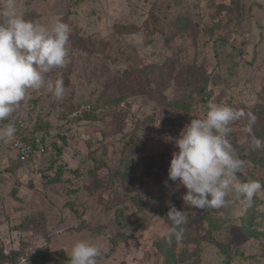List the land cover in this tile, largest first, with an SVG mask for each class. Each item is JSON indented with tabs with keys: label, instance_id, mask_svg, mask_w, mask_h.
I'll list each match as a JSON object with an SVG mask.
<instances>
[{
	"label": "rangeland",
	"instance_id": "rangeland-1",
	"mask_svg": "<svg viewBox=\"0 0 264 264\" xmlns=\"http://www.w3.org/2000/svg\"><path fill=\"white\" fill-rule=\"evenodd\" d=\"M17 6L26 20L68 23L71 34L66 65L49 73L51 79H63V97L56 99L44 88L29 90L20 107L0 121V128L12 124L16 129L12 138L0 140V244L5 254L21 250L19 264H68L73 245L84 240L101 248L99 264H167L158 245L171 227L160 212L176 193V208L186 211L187 221H195L191 242L178 240L176 250L178 259L185 250L193 256L177 264H264V191L255 197L249 232L242 217L255 201L230 194L228 203L215 210L224 222L213 236L226 254L208 242V226L199 220L208 208L185 205L186 188L177 187L168 173L181 130L191 119L204 118L209 102H226L245 113L228 133L245 162L239 178L264 184V165L250 158L264 159V146L254 143L264 141V0H17ZM167 63L173 78L163 89L145 72L125 78L126 72ZM204 84L208 103L198 90ZM120 87L128 94L121 108L110 103L121 94ZM82 103H90L103 119L76 125L68 117L61 121ZM178 103L189 104V112L177 109ZM120 109L124 119L110 114ZM249 112L257 117L251 128ZM40 117L56 125L46 138L49 150L20 162L12 147L19 132L31 131ZM59 134L67 136L66 143ZM53 142L63 148L60 156ZM129 161L140 178L133 191L113 176ZM60 166L61 180L49 182ZM136 194L143 199L142 210L132 200ZM118 207L127 216L119 219ZM120 231L128 240L119 237L112 252L111 239ZM197 248L202 252L194 256Z\"/></svg>",
	"mask_w": 264,
	"mask_h": 264
},
{
	"label": "clouds",
	"instance_id": "clouds-1",
	"mask_svg": "<svg viewBox=\"0 0 264 264\" xmlns=\"http://www.w3.org/2000/svg\"><path fill=\"white\" fill-rule=\"evenodd\" d=\"M70 34L68 23L58 20L47 25L26 20L17 0H3L0 6V121L9 118L20 107L29 90L44 88L56 99L63 97V79H51L49 73L66 65ZM207 107L206 116L191 119L175 140L178 151L172 154L169 180L178 181L177 187L186 188L182 200L192 208H222L228 203L230 194L251 203L254 196L264 191V184L258 180H240L238 174L245 162L228 139L229 125L245 113L226 102H209ZM91 110L90 103L79 104L68 120L75 124ZM247 119L251 128L257 117L249 112ZM15 131L14 125H5L0 128V140L12 138ZM26 143L33 148L31 155H42L47 151L39 139L35 147ZM254 143L258 148L264 146L260 139H254ZM39 145L44 152H39ZM12 148L16 152L15 147ZM167 216L176 228L187 222L186 211L175 206L169 209ZM100 255L101 248L96 244L77 241L71 250L70 264H97Z\"/></svg>",
	"mask_w": 264,
	"mask_h": 264
},
{
	"label": "trees",
	"instance_id": "trees-1",
	"mask_svg": "<svg viewBox=\"0 0 264 264\" xmlns=\"http://www.w3.org/2000/svg\"><path fill=\"white\" fill-rule=\"evenodd\" d=\"M27 19H30V17H26ZM134 30L132 28L129 29V32H133ZM170 65L167 63V65L165 66H152L150 67L148 70H133L131 72H126L125 73V78L126 79H131L134 76V73L137 72H145L148 73L149 75H151L153 77L152 83H154L159 89H163L164 86L166 85V83L168 82V84L171 82V79L173 78L172 76V72L171 69L169 68ZM192 71V70H191ZM168 77V79H167ZM199 79H201V75L198 76ZM119 81V80H118ZM206 81H204V83L206 84ZM120 82H123L122 79H120ZM205 84L199 87V93L202 95L203 101L205 102H209L210 100V96L209 93H207V88L205 86ZM122 85L124 86V84L122 83ZM124 88L120 87V95L110 99V103L113 104L112 106H120V108L122 107V104L124 101H127L126 98L128 97V94L123 92ZM124 94H123V93ZM135 93L137 94V92L135 91ZM177 109H182L185 112H189L190 109V105L186 104V103H178L176 105H174ZM75 109V108H74ZM74 109H70L68 112H66V114H64L61 117V121H65L67 120V117L69 119V114L71 112L74 111ZM49 114H51V111L48 112ZM124 112L121 111V109L119 111H114L110 114H113L115 117L119 118V119H124L125 114H123ZM103 118H100L98 116V113H96V111H88L84 114L83 118L77 119L75 124L80 123L84 120L86 121H99L102 120ZM67 122V121H66ZM56 129V125L54 124V122H52L51 120H45L43 117L38 118V120L35 122L34 127L31 129V131H27L26 133L24 132H19L21 133V136H19L20 138H18L21 141L24 142H30L34 147L37 145V140L39 139L41 143H43V146L45 147V150H49L48 146H47V141L46 138L49 137L51 135V132H53ZM19 131V130H18ZM59 138L63 139L64 142L66 143L68 138L65 134H59L58 135ZM17 139V140H18ZM133 139V138H131ZM130 143H133L132 140H130ZM133 145V144H132ZM130 145V146H132ZM53 148L58 150V155L60 156L63 152V148L59 146L58 142H53L52 143ZM129 146V143H128ZM132 148V147H130ZM18 155V154H17ZM19 156V155H18ZM17 156V158H18ZM255 164H261L264 165V159L263 157H250ZM56 163V160L53 162L52 166H50V168H54V165ZM135 164H133V162L129 161L128 165L123 168V169H118L114 172L113 176L115 177L116 180H119L121 183L126 184L127 189H133L135 188V186L137 185L136 182L140 179L136 176L135 174ZM90 170L91 172H95L96 170ZM57 175L55 178H47L49 182H54L57 183L58 181L61 180V176H63L64 173V168L63 167H59L57 169ZM140 176V175H139ZM133 191V190H132ZM178 196V195H177ZM176 196L174 198H172L171 200H169L167 202L166 208L165 210H168L172 207L175 206L177 207L178 202L180 201ZM256 196L253 197V201H255V203H252L251 206H249L248 210H246V214L242 217L243 219V228L245 231L249 232L250 231V227L251 224L253 223L254 218L256 217V203H258V199L255 198ZM132 200L134 201V203H136L138 209L142 210L144 209V202L142 197L139 194H136L134 196V198H132ZM178 200V201H177ZM161 211L160 212V217L168 222V224L171 227V232L169 233V235L163 240L165 242H161L158 245V249L159 251H161L164 255H165V259L167 260L166 263L167 264H177V260L180 262L185 261L186 259L192 257V253L188 252V250H185V252L183 253L181 259H178L176 256V250H177V245H178V240L184 242V243H188L191 242V231L190 228L194 226L195 222L194 220H190L187 221L185 224L181 225L179 228H176L173 224V222L168 218L167 213L168 211ZM215 208H208V210L199 218V220L206 222L208 229L206 230V236H207V240L208 242H212L214 243L217 247H219L222 251L221 252H227V249L224 245H222L220 242H218L215 237L213 236L215 232H221L222 231V226L221 223L224 222V220L221 217L216 216L215 213ZM223 211V210H222ZM117 216L119 219L127 216L126 213L124 212V210L120 207L117 208L116 210ZM122 226V225H121ZM177 233H180V235L178 236ZM119 237L123 238L124 241L128 240V237L122 233V231H120L115 237H113L111 239L112 243H113V248H112V252H114V250L116 249V247L119 244ZM198 241V238H196ZM202 252L201 248H197L196 249V253L195 255H199ZM23 252L21 250H13L8 254H5L4 248L1 246L0 244V264H19V260L22 257ZM227 254V253H226ZM60 256H64L65 253L59 254ZM102 257V256H100ZM98 257V258H100ZM47 260V257L44 255L43 258V262H45ZM68 264H70V259L68 258ZM195 263V262H194ZM97 264H99L98 259H97Z\"/></svg>",
	"mask_w": 264,
	"mask_h": 264
},
{
	"label": "built area",
	"instance_id": "built-area-1",
	"mask_svg": "<svg viewBox=\"0 0 264 264\" xmlns=\"http://www.w3.org/2000/svg\"><path fill=\"white\" fill-rule=\"evenodd\" d=\"M14 147L20 157V160L22 162H27L31 153L33 152L32 146L26 142L17 141ZM38 148H39V152H44L41 145H39Z\"/></svg>",
	"mask_w": 264,
	"mask_h": 264
}]
</instances>
